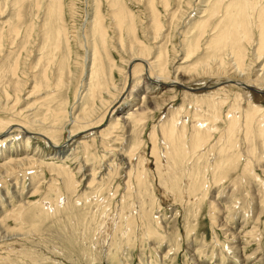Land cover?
<instances>
[{
    "label": "rangeland",
    "instance_id": "obj_1",
    "mask_svg": "<svg viewBox=\"0 0 264 264\" xmlns=\"http://www.w3.org/2000/svg\"><path fill=\"white\" fill-rule=\"evenodd\" d=\"M57 1L62 13L48 20L52 0H0V120L17 124L11 133L0 129V264H264V92L245 93L235 81L222 84V90L211 89L218 81L234 78L235 72L228 55L232 45L218 46L220 61L212 58L215 51L206 49L216 35L211 30L224 20L223 13L211 19L202 48L186 60L184 32L192 27V35L199 34L198 23L206 18L207 8L202 0H154L161 30L152 25L149 0ZM252 1L246 7L242 0L241 5L247 11L243 10L245 22L240 27L244 32L240 36L247 34L241 38L247 48V79L253 75L249 68L256 60L257 18L264 7V0ZM119 4L133 15L132 35L126 25L117 29L114 12ZM235 10L233 6L231 11ZM98 12L107 31L102 48L108 64L103 79L108 87L101 92L104 103L100 97L82 98L92 65L91 27ZM45 23L46 30L63 27L67 36L52 61L48 62V54L35 69L31 63L40 58L37 50L42 45L39 26ZM15 26L17 33H12ZM134 41L148 49L149 60L155 61L159 47L165 49V74L146 80L150 71L132 57ZM16 58L15 75L10 70ZM65 58L68 63L62 69ZM43 64L48 79L39 89L33 76L40 74ZM134 66L140 69L134 78L140 82L138 106H148L145 118L134 123L123 118L107 135V109L132 87ZM62 71L61 84L55 88L54 79ZM260 88L264 91L263 85ZM249 100L262 108L252 121L250 138L245 123ZM120 106L123 116L130 107ZM232 108L240 120L235 133L228 130L227 113ZM82 114L83 122L78 120ZM171 119L187 137L197 127L209 128L203 152L186 157L180 169H170L166 157L169 145L162 125ZM88 122L98 127L82 130V123ZM25 130L29 132L24 134ZM70 131L77 134L68 141ZM29 135L31 148L26 143ZM185 140L189 145L190 140ZM53 144L65 154L47 152ZM227 157L224 165L221 160ZM16 161L18 165L13 164ZM244 166L250 170L245 172ZM62 170L73 178L59 175ZM194 181L196 186L191 184Z\"/></svg>",
    "mask_w": 264,
    "mask_h": 264
},
{
    "label": "bare ground",
    "instance_id": "obj_2",
    "mask_svg": "<svg viewBox=\"0 0 264 264\" xmlns=\"http://www.w3.org/2000/svg\"><path fill=\"white\" fill-rule=\"evenodd\" d=\"M20 1V0H19ZM23 1V0H22ZM227 0H213L210 3L209 0H202L201 2L204 3V5L206 4V15L208 16H204L206 17L205 19H202L199 21L198 25V31H199V34H196L195 36L192 35V31L195 30V28L192 30V27H189L185 32H184V35H185V52L186 53V60L191 57V55H193L194 53H196V51H198L199 49L202 48L203 44H202V38L208 34V24L209 22L211 21L212 18L216 17L217 15L223 13L221 16H224V20L222 21V23L218 24L214 29H212V33L213 34L215 31H216V35L208 42V47L206 48L208 52H214L212 54V58L213 59H216L217 61H220L218 59V54L216 55V50L218 48L219 45H225V46H233L232 48V51L230 52V54H228L232 60V65L231 67L234 68L235 67V72L234 74L232 73V76L231 77H234V78H228V80H223V81H218L216 83H214L215 85L209 87L211 89H214V88H220L221 89V85L223 84L224 86L226 82H230V81H235L234 83L235 84H239V86H241V88L244 89V92L245 90H248L250 91L249 89H251L253 92H257L259 94H262V92H264L261 88H260V85H263L264 87V7L261 9L260 13H259V16H258V40H257V44L258 46L256 45V48L252 47L253 48V53L255 54V57L253 58H256L255 60V64L253 69H250L249 68V71H251V74L252 75V78L251 79H247L246 77L250 76V74H247V72H245L244 70V62H246V58H247V48H245V46L242 44V39L245 36H247V34H244L242 36H240L241 33H244L242 31H240V27H241V24H243L245 22V20L243 19L244 15H245V12H247L245 9H242L241 8V5L243 4L242 0H231V1H227V3H225ZM50 2V1H49ZM58 1L57 0H52L51 4L47 7V9L49 10V15H47V18H49L48 20H51L53 19L54 17H57L59 16L61 13H60V4H56ZM140 2V1H139ZM244 2L246 3V7L249 6L250 3H253L252 0H244ZM257 2V1H256ZM263 2V1H262ZM61 3V2H60ZM154 0H149L148 4H150L152 7V25L153 24H156L157 27H158V30H161V25H160V19H159V16H158V13L157 11L155 10L154 8ZM202 4V3H201ZM121 7L116 10L115 9V12H114V16L115 18H117V21H116V26H117V29L119 30H122L123 29V25L127 26V31L128 33H131L132 35V32L134 33V18H133V15L131 14L130 11L126 10L125 7L122 5V4H119ZM262 5V4H261ZM115 7V3L114 1L112 2V7ZM235 6L236 7V10L235 11H231L232 7ZM251 6V5H250ZM259 6V4H258ZM14 7V6H13ZM37 7V6H36ZM251 8H253L251 6ZM45 9V11L47 10ZM248 9V8H246ZM256 10V7L254 8ZM98 10V9H97ZM245 12H244V11ZM252 10V9H251ZM255 10H254V13H255ZM250 12V11H249ZM47 13V12H45ZM99 13V12H98ZM96 14L93 15V17L95 16L93 22H92V31H91V35H92V39L94 40V43H93V55H92V59H90V61L92 62V65H87V66H90L91 67V70H90V75H89V81L88 83H86V86H87V89H86V94H84L82 96V98L84 99H87L88 97L92 98V100L94 99H97L98 97H100L99 100H101L102 103H104V99L102 98L101 96V92L103 89L107 88L108 84L104 83L103 79L104 77L106 78L107 77V67H108V64L104 61V56L102 54V48L105 47L106 45V42H107V37H106V29L105 27L103 26L102 24V18L100 16V13L99 14ZM253 13V12H252ZM18 14V13H17ZM113 16V15H112ZM203 16H200V17H203ZM249 16V15H248ZM45 17V16H44ZM222 18V17H221ZM252 18V17H251ZM250 18V19H251ZM19 19V18H18ZM45 19V18H44ZM113 19V18H112ZM249 19V20H250ZM159 20V21H158ZM220 20V19H219ZM46 21V19H45ZM183 21V20H182ZM251 21V20H250ZM217 22V21H216ZM219 22V21H218ZM251 23V22H250ZM187 24V23H186ZM47 23L45 24H41L39 27L42 29V36H41V40H42V45L40 46V48H38L37 51L40 52V58L38 60H36L35 62H32L31 64L32 65V68H35L37 69L40 65L39 64H42L40 62H45L48 57V54L50 55V60L48 59V62H51L52 61V57L54 56V53H55V50L57 48H60L62 47L61 45L63 44V39H64V35L67 36V34H65L66 32H64L65 29H63V27H58V28H55L54 30H46L45 28L47 27ZM114 25V24H113ZM256 26V25H254ZM250 27V26H249ZM257 27V26H256ZM16 28V29H15ZM14 28V31L12 33H17V27L15 26ZM48 28H49V25H48ZM213 28V27H212ZM32 29V28H31ZM210 29V28H209ZM243 29V28H242ZM12 30V29H11ZM19 31V29H18ZM32 31V30H31ZM41 31V30H40ZM39 31V33H40ZM126 31V32H127ZM210 32V31H209ZM10 33V32H9ZM19 33V32H18ZM25 33V32H24ZM90 33V32H89ZM30 34L32 33H28L27 36L30 37ZM41 34V33H40ZM180 34V33H179ZM211 34H210V37H211ZM129 35V34H128ZM17 36V35H16ZM65 36V37H66ZM134 36V35H133ZM130 37V36H129ZM155 37H159V35L157 34ZM242 38V39H241ZM252 38V36H251ZM67 39V38H66ZM65 39V40H66ZM91 39V38H90ZM248 41V43H251L252 41L249 39V36L246 38ZM92 40V41H93ZM121 40V39H120ZM123 40V39H122ZM136 40V39H135ZM208 40V39H207ZM131 42V41H130ZM138 42V41H137ZM137 42L134 41V43L132 42L130 48L133 50L134 54H132V57L134 56L133 60H140V63L144 64L146 66V70L147 72L150 71V73L148 72L147 73V77H146V80H153V75H162V74H165L166 73V66L165 64L167 63L166 61V58H165V49L162 48V47H159V49H157L158 51L157 52V57L156 59H154L155 61L153 60H149L147 59L148 57H150V52L148 53L146 48H144L141 44H138ZM206 42V41H205ZM40 43V44H41ZM67 43V42H66ZM69 44V43H68ZM92 44V42H91ZM90 44V45H91ZM206 44V43H205ZM89 45V46H90ZM182 45V44H181ZM205 46V45H204ZM45 48H47V51L45 52ZM91 48V47H89ZM88 48V49H89ZM65 49V48H63ZM105 49V48H104ZM225 49V48H224ZM44 50V51H43ZM105 51V50H104ZM127 51V50H126ZM91 52V50H90ZM89 52V53H90ZM252 52V51H251ZM106 53V51H105ZM252 53V56H254ZM88 54V53H87ZM130 54V53H129ZM70 55V54H69ZM108 55V54H107ZM106 55L107 58H109L108 56ZM88 56V55H87ZM139 56V57H138ZM225 56H226V53H225ZM55 57V56H54ZM89 57V56H88ZM143 57V58H142ZM145 57V58H144ZM147 57V58H146ZM152 57V56H151ZM227 57V56H226ZM46 59V60H45ZM62 59V58H61ZM228 59V57H227ZM16 62L15 64H13L14 66L11 68L10 71H12L13 74L16 75V72L18 71V59L16 58ZM109 60H111L109 58ZM186 60H184L183 62H185ZM60 61V60H59ZM90 61H89V64H90ZM112 61V60H111ZM210 61V60H209ZM216 61V62H217ZM261 61V63H260ZM48 62H46L48 64ZM88 62V61H87ZM109 62V61H108ZM113 62V61H112ZM130 62H132V60H130ZM205 62V61H204ZM231 62V61H230ZM66 63H68V59L65 58L62 60L60 66L61 68L65 69V65ZM138 63V64H140ZM214 63V62H213ZM220 63V62H219ZM50 64V63H49ZM48 64V65H49ZM58 64V63H57ZM87 64V63H86ZM137 64V63H136ZM203 64H206V63H203ZM218 64V63H217ZM56 65V63H55ZM69 65V64H68ZM111 65V64H110ZM221 65V64H220ZM230 65V64H229ZM44 66V67H43ZM57 66V65H56ZM140 66V65H139ZM177 66V64H176ZM219 66V64H218ZM226 66V65H225ZM31 67V66H30ZM41 70H40V74H37V72L34 73V85H36V87L38 86L39 89L40 88H45V85H46V81L48 79V75H47V66L46 64H43L41 65ZM58 67V66H57ZM69 67V66H68ZM111 67V66H110ZM113 67V66H112ZM135 67V66H134ZM181 67V66H180ZM207 67V66H206ZM215 67V65H214ZM221 67V66H220ZM223 67V66H222ZM252 67V66H251ZM54 68V67H53ZM136 68V67H135ZM144 68V67H143ZM40 69V68H39ZM88 69V68H87ZM178 69V68H176ZM214 69V68H213ZM217 69V68H216ZM223 69V68H222ZM247 69V68H246ZM110 70V69H109ZM137 70H140V69H137L136 68V71H134V76H132L131 74V82H130V85H132V87L130 86V88L128 90L125 89V97L120 99L114 106L112 105L109 109H107V114L105 115L104 118L106 117H109L110 118V121H109V125L107 126L106 128V131H107V135L112 133L114 128L117 126V124H119V120H123V118H125V120H132L133 123L134 122H137V121H142L145 117V114H146V110L148 109V106L143 105L142 108H139L138 104H140V100L136 97V95L139 97L140 93L138 94L137 91H139V87H140V82H136L135 79L139 76L135 75L137 73L135 72H138ZM229 70V69H228ZM89 71V70H88ZM142 71V70H141ZM179 71H181L179 69ZM208 71V70H207ZM214 71V70H213ZM212 71V72H213ZM220 71V70H218ZM222 71V70H221ZM33 72V71H32ZM57 72V71H56ZM63 72H61L60 76H57L54 80V86L55 88L56 87H59V85L61 84V79L63 78ZM110 72V71H109ZM143 72V71H142ZM133 73V72H132ZM139 73V72H138ZM222 73V72H220ZM228 73V72H227ZM110 74V73H109ZM56 75V74H55ZM222 75V74H221ZM135 76H137L135 78ZM167 77V76H166ZM255 77V79H254ZM135 78V79H134ZM140 79V78H139ZM161 79V78H160ZM168 79V78H167ZM249 80H252V83H248L250 82ZM129 81V80H128ZM248 81V82H247ZM66 83V82H65ZM163 83V82H162ZM173 83H177L176 80L173 82ZM171 83V84H173ZM257 83V85H256ZM68 84V83H66ZM63 85V84H62ZM61 85V86H62ZM65 85V84H64ZM210 85V84H209ZM172 86V85H171ZM174 86V85H173ZM228 86V85H227ZM243 86V87H242ZM255 86V88L253 87ZM112 87V86H111ZM170 87V86H169ZM47 88V87H46ZM203 88V87H202ZM226 88V87H225ZM17 90V89H16ZM35 90V89H34ZM47 90V89H46ZM169 90V89H168ZM215 90V89H214ZM226 90V89H225ZM20 91V90H19ZM107 91V90H106ZM49 92V91H48ZM246 93V92H245ZM53 94H51L50 96H52ZM248 95H250V93H248ZM80 96V94H79ZM124 96V95H123ZM258 96V95H257ZM53 97H56V96H52L51 98ZM199 98V97H198ZM207 98V97H206ZM50 98H48L49 100ZM55 99V98H54ZM83 99V101H85ZM216 99V98H215ZM237 99V98H236ZM53 100V99H52ZM51 100V102H52ZM202 100V99H201ZM213 100V99H211ZM250 100H252L250 98ZM249 100V109L248 111L246 112V118H245V123H246V126H247V130L248 132H246L248 134V136L250 135V133L252 134L251 132V125L252 124V121H254V119L256 118L257 114L259 111H262V108L258 107L257 105H255L253 102L251 103V101ZM116 101V100H115ZM123 101V102H121ZM145 101V99H144ZM54 102V101H53ZM86 102V101H85ZM95 102V101H94ZM165 102V101H164ZM203 102V101H202ZM216 102V100H215ZM233 102V101H232ZM240 102V101H239ZM129 104V107L130 109L127 110L126 114L123 115V116H119L121 114V112H123L122 110V104ZM214 103V102H213ZM235 103V102H234ZM256 103V102H255ZM1 104V103H0ZM117 104H119L117 106ZM209 104V103H208ZM219 104V103H218ZM218 104H216L218 106ZM236 104V103H235ZM7 105V104H6ZM110 105V104H109ZM138 107H137V106ZM120 106V107H119ZM134 106H136L135 109H132ZM212 106V105H210ZM55 107V106H54ZM122 109V110H121ZM214 109V108H213ZM229 109V108H228ZM236 108H232L229 110V112L227 113V118L230 119L229 121V127H228V130H232V132H234L236 129H237V125L239 126V116L237 115V112L234 110ZM101 111V110H100ZM121 111V112H119ZM212 111V109H211ZM220 111V109H219ZM57 112V109L56 111ZM89 112V111H88ZM210 112V110H209ZM93 113V111H92ZM213 113V111H212ZM56 114V113H55ZM177 114V113H175ZM108 115V116H107ZM201 115V114H200ZM214 115V114H213ZM216 115V114H215ZM220 115V114H219ZM118 116V118H117ZM262 116V115H261ZM38 117V116H37ZM76 117V116H75ZM99 117V116H98ZM103 117V116H102ZM210 118V116H209ZM215 118V117H213ZM261 118V117H260ZM84 119V116L82 114V116L79 118L78 117V120L79 121H82ZM263 119V118H262ZM101 120V119H100ZM194 120V119H193ZM264 120V119H263ZM32 121V120H31ZM40 121V120H39ZM38 121V122H39ZM77 121V119H76ZM34 122V121H33ZM78 122V121H77ZM83 122V121H82ZM91 122V121H90ZM125 122V121H124ZM262 122V121H261ZM92 123V122H91ZM23 124H26L23 123ZM77 124V123H76ZM95 124V123H94ZM92 124V125H94ZM128 124V123H127ZM139 124V123H138ZM179 123L177 122V120H174L171 119V122H169L166 126L165 125H162L164 127H162V132L164 133L163 135L166 136V139L168 140V145L169 147L166 148L167 149V158L169 160L168 164H169V168L171 166L175 167L176 169H180L182 167H184V163H183V160L188 157L189 155L192 154V156L195 154V153H199V151L201 150L202 151V147L204 146L205 144V141L207 138H204L205 136L208 137V130L209 128L206 129V127L203 129H200V127L198 128H195V130L193 131L192 134H190V136H186L185 134V130L184 128L180 129V127L178 128V125ZM211 124V123H210ZM260 124V122H259ZM14 124H11V123H7V122H3L2 120H0V129L3 130L1 132H4V133H11L12 129L14 128L13 127ZM17 125V124H16ZM14 125V126H16ZM19 125V128H24V126H22V124H18ZM89 122L88 123H82V130H91L95 127H98V126H92ZM197 125V124H195ZM194 125V127H195ZM256 125V124H255ZM26 126V125H25ZM205 126V125H204ZM213 126H214V123H213ZM212 126V127H213ZM260 126V125H259ZM80 127V126H79ZM85 127V128H84ZM209 127V124L208 126ZM211 127V126H210ZM263 127V128H262ZM262 127H260V129L262 128L261 132L264 131V124L262 123ZM216 129V127H213ZM213 128H210V129H213ZM253 128V127H252ZM78 129V128H77ZM240 129V128H239ZM244 129V128H243ZM254 130V128L252 129V131ZM26 131V130H25ZM77 131V130H76ZM103 131V130H102ZM214 131V130H213ZM237 131V130H236ZM29 131L27 130L25 133H28ZM70 136H69V140L68 141H71L73 140L74 138V135H76L77 133H74L75 131H70ZM85 132V131H84ZM228 132V131H227ZM240 132V131H239ZM257 132V131H256ZM92 133V132H91ZM106 133V132H104ZM229 133V132H228ZM235 133V132H234ZM258 133H256L255 135H257ZM43 135V134H42ZM103 135V134H102ZM231 135V133H230ZM3 136L2 133H0V137ZM210 136V134H209ZM246 136V135H245ZM261 136V135H260ZM185 137L190 140V144L188 145L187 144V141L185 140ZM47 138V137H46ZM248 138V137H247ZM250 138V136H249ZM254 138V136L252 137ZM30 139H31V136L29 135L28 137H26V143H27V147L29 148L30 147ZM75 140V139H74ZM32 143V142H31ZM230 143V142H229ZM228 143V144H229ZM24 145V144H23ZM88 146V145H87ZM226 146V145H225ZM225 146H223L225 148ZM238 146V145H237ZM172 147V148H171ZM230 147V146H229ZM226 148L227 150H229L230 148ZM31 148V147H30ZM37 148L39 147H35L34 149L37 150ZM202 148V149H201ZM223 148V149H224ZM232 149V148H231ZM50 150V151H49ZM47 152H51V154H53L54 156H58V155H61V154H65L64 151H62V148L60 146H58L57 144H53V146H51V149H49ZM226 150V151H227ZM254 150V149H253ZM251 150V151H253ZM30 151V150H29ZM37 153V152H36ZM224 154V153H223ZM50 155V154H49ZM237 155V154H236ZM240 155V154H239ZM197 156H200V155H197ZM191 157V156H190ZM223 157V156H222ZM224 158V157H223ZM230 157H227L225 158L224 160H221V161H224V165H225V162H226V159L228 160ZM191 159V158H190ZM10 160V159H9ZM18 160V159H17ZM26 160V159H25ZM192 160V159H191ZM221 161L219 162V164L221 163ZM17 162V161H16ZM31 162V161H30ZM34 162V161H32ZM189 162V161H188ZM19 162L17 163H13V164H16L18 165ZM24 163V161L22 162V164ZM28 163V160H26L25 164ZM186 165V164H185ZM221 165V164H220ZM233 165V164H232ZM246 165V164H245ZM14 166V165H13ZM2 167V166H1ZM11 166L8 165V168H10ZM220 167V166H219ZM4 168V167H2ZM7 168V167H6ZM5 168V169H6ZM216 168H217V165H216ZM229 168V167H228ZM64 169V168H63ZM172 169V168H170ZM200 169V168H199ZM244 169H245V166H244ZM7 170V169H6ZM12 170V169H11ZM217 170V169H216ZM250 169L246 170L245 169V172L249 171ZM222 171V170H221ZM64 171H60L59 172V175H66V178H73V176L71 177L69 174V172L67 173V171H65V173H63ZM215 173V172H214ZM244 173V172H243ZM1 175V174H0ZM72 175V174H71ZM216 176V173L214 174ZM203 176V175H201ZM140 177V178H139ZM138 179H140L139 181L143 182V180L141 179V174L139 175ZM177 177V176H176ZM218 177L219 179H222V175L221 174H218ZM179 178V176H178ZM245 179V178H244ZM66 182V181H65ZM74 182V181H73ZM192 185L196 186L197 185V181H194L191 183ZM201 184V183H200ZM199 184V186H200ZM15 185V184H14ZM175 185V184H173ZM175 191V189H174ZM45 209V208H44ZM42 211V210H41ZM246 220V219H245ZM253 230V229H252ZM8 235V234H7ZM6 235V236H7ZM13 237V236H12Z\"/></svg>",
    "mask_w": 264,
    "mask_h": 264
}]
</instances>
